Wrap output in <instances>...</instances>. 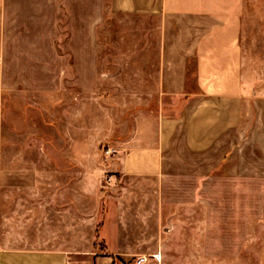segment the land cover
Here are the masks:
<instances>
[{
    "label": "crops",
    "instance_id": "0c3cea01",
    "mask_svg": "<svg viewBox=\"0 0 264 264\" xmlns=\"http://www.w3.org/2000/svg\"><path fill=\"white\" fill-rule=\"evenodd\" d=\"M0 264H264V0H0Z\"/></svg>",
    "mask_w": 264,
    "mask_h": 264
},
{
    "label": "built area",
    "instance_id": "2783aa9c",
    "mask_svg": "<svg viewBox=\"0 0 264 264\" xmlns=\"http://www.w3.org/2000/svg\"><path fill=\"white\" fill-rule=\"evenodd\" d=\"M102 151L106 155H111V154H113L115 152L114 149H112V148H110L108 146L103 147ZM149 258H152L154 260L159 261L160 256L158 254H153V255H149V256H140V257H137L136 262L137 263H143V262L147 261Z\"/></svg>",
    "mask_w": 264,
    "mask_h": 264
},
{
    "label": "trees",
    "instance_id": "16d2710c",
    "mask_svg": "<svg viewBox=\"0 0 264 264\" xmlns=\"http://www.w3.org/2000/svg\"><path fill=\"white\" fill-rule=\"evenodd\" d=\"M97 232H98V230H97Z\"/></svg>",
    "mask_w": 264,
    "mask_h": 264
}]
</instances>
